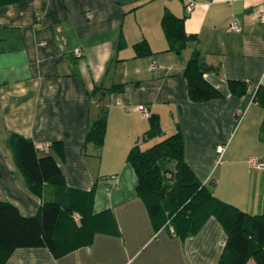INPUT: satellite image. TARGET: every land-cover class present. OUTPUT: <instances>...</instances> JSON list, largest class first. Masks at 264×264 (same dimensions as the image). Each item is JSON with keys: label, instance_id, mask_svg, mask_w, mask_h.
<instances>
[{"label": "crops", "instance_id": "obj_1", "mask_svg": "<svg viewBox=\"0 0 264 264\" xmlns=\"http://www.w3.org/2000/svg\"><path fill=\"white\" fill-rule=\"evenodd\" d=\"M165 8L195 35L181 50L168 48ZM263 8L264 0H195L190 11L184 0H0V200L31 215L55 194L20 168L21 135L55 157L75 227H85L62 229L71 245L62 252L21 246L3 264H218L227 232L215 211L193 213L192 229L187 219L173 227L166 211L151 216L127 155L179 131L185 161L215 198L262 211L264 168L248 158L264 152V107L254 99L264 88ZM232 19L239 29L228 28ZM142 39L151 51L136 55ZM194 48L212 67L203 75L216 97L189 94L184 68ZM138 105L158 115L161 134L144 137L149 115ZM102 113V141L87 140Z\"/></svg>", "mask_w": 264, "mask_h": 264}, {"label": "trees", "instance_id": "obj_2", "mask_svg": "<svg viewBox=\"0 0 264 264\" xmlns=\"http://www.w3.org/2000/svg\"><path fill=\"white\" fill-rule=\"evenodd\" d=\"M184 18L168 8L163 11L160 22L169 49L181 50L189 39L195 38V35L186 33ZM133 46L136 55L151 51L145 39L135 42ZM210 68L204 63L200 50L194 48L184 68L189 94L193 99L203 100L218 95L217 89L203 75ZM246 82L242 81L240 93L245 90ZM254 99L264 107V88L260 85ZM105 124L106 116L102 113L87 131L86 139L100 143ZM161 133L158 115L150 113L144 137ZM55 143L62 147L61 141ZM14 146L17 162L31 185L46 182L54 186L55 194L43 202L36 214L31 215L21 213L11 201L0 200V264L15 248L21 246H45L55 254L62 252L71 246L66 242L62 229L68 228V225L78 230L85 229L84 223L75 227L72 205L68 202L70 188L65 185L55 157L52 154L38 155L32 140L21 135L15 136ZM127 159L135 169L137 191L145 200L151 216L166 211L168 222L172 225L178 220L187 219V229H192L195 221L193 213L203 207L206 212L214 210L227 232L218 264H249L250 260L252 264H264V198L262 211L255 214L215 198L185 161L183 138L179 131L144 149L138 144L133 145ZM211 199L214 200L212 203Z\"/></svg>", "mask_w": 264, "mask_h": 264}, {"label": "built area", "instance_id": "obj_3", "mask_svg": "<svg viewBox=\"0 0 264 264\" xmlns=\"http://www.w3.org/2000/svg\"><path fill=\"white\" fill-rule=\"evenodd\" d=\"M185 2V7L188 11H190L194 5H195V0H184ZM257 17L261 20H264V8L257 14ZM229 29H239V25L236 20L232 19L229 24H228ZM73 53L75 56H81L82 51L79 48H75L73 50ZM156 65L155 61H152L151 66L154 67ZM248 81V79H246ZM137 109L143 114V115H149V111L146 107L143 105H138ZM241 114V111H239L238 115ZM48 143H41L39 146L41 147H47ZM215 150L218 154V162H221L223 160V153L225 150V144L224 143H217L215 145ZM248 163L252 167H257V168H264V152L262 156H250L248 158Z\"/></svg>", "mask_w": 264, "mask_h": 264}]
</instances>
